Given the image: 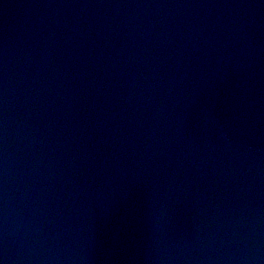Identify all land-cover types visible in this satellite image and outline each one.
<instances>
[{
  "label": "water",
  "instance_id": "water-1",
  "mask_svg": "<svg viewBox=\"0 0 264 264\" xmlns=\"http://www.w3.org/2000/svg\"><path fill=\"white\" fill-rule=\"evenodd\" d=\"M0 264H264V0H0Z\"/></svg>",
  "mask_w": 264,
  "mask_h": 264
}]
</instances>
